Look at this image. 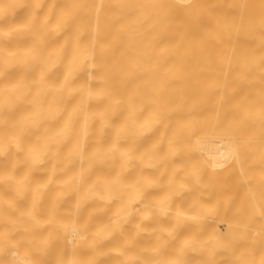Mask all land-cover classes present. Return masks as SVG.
<instances>
[{
    "label": "bare ground",
    "instance_id": "6f19581e",
    "mask_svg": "<svg viewBox=\"0 0 264 264\" xmlns=\"http://www.w3.org/2000/svg\"><path fill=\"white\" fill-rule=\"evenodd\" d=\"M4 2L0 0V5ZM33 10L34 0H24L0 19V27L26 24ZM35 13L36 24L45 15H49V25L61 14L67 18L62 32L44 38L46 50L68 41L62 60L46 79L52 83L63 79L75 37L89 56L73 84L109 89L120 103L106 126L93 118L87 134L82 135V122L77 119L68 139L46 145V139L63 127L67 111L54 119L19 127L18 121L34 111L37 85L32 82L38 80L41 66L26 68L19 62L0 61V88L21 78L29 84L0 108V173L20 176L30 169L32 181L42 182L56 160L80 140L83 160H74L66 168L56 163L57 169L64 168L57 171L56 180L87 169L83 183L65 197L57 213L60 221L71 227L90 218L92 230L119 219L120 230L99 247L107 249L131 241L129 250L133 251L151 246L161 235L142 229L171 226L176 211H195L194 201L199 200L213 206L214 213L200 226L199 236L206 242L187 250L184 264H243L245 259L258 264L264 256V240H253L254 233L264 226V198L253 202L247 192L253 187L264 189V182L257 184L258 173L264 171V160L260 159L264 120L258 118L264 111V0H42ZM33 42L30 35L14 33L0 39V50H5L0 56L15 53L12 59L19 61ZM77 99L73 97L69 103ZM105 103L92 102L89 111L99 112ZM155 119L159 123L150 132L132 134L139 125ZM121 126H125L121 135L127 138L118 140ZM161 132L177 136L180 155L175 163L185 159L200 162L202 180L208 185L172 195L165 216L153 211V205L168 194L163 184L169 173L162 165L145 167L133 159L123 167L119 155L102 160L93 156L114 144L118 150L130 147L138 156ZM9 137H14V142H9ZM30 154L38 156L39 163L33 165ZM185 170L175 174L176 181ZM145 177L159 178L160 183L150 186L144 183ZM97 180L106 182L107 190L91 196L75 215L73 205L78 196ZM0 190L12 195L4 185ZM57 191L51 185L44 192L41 218L47 216V206ZM29 200L30 193L17 202L18 206L26 207ZM149 211L153 215L144 219ZM234 223L239 226L233 227ZM195 230V225L185 224L176 238L168 241L165 254L175 255L180 241ZM213 236L218 237V243L210 239ZM43 240L46 243H41ZM70 246L69 236L59 227L51 234L50 226L10 231L0 240V264H55L57 256L67 253ZM112 259L102 258L100 264H110Z\"/></svg>",
    "mask_w": 264,
    "mask_h": 264
},
{
    "label": "clouds",
    "instance_id": "9594fccd",
    "mask_svg": "<svg viewBox=\"0 0 264 264\" xmlns=\"http://www.w3.org/2000/svg\"><path fill=\"white\" fill-rule=\"evenodd\" d=\"M23 2L24 0H5L0 5V19H3L5 14H9L13 8L19 7ZM41 2L42 0H34V10L26 24L10 25L7 28L0 27V39H7L17 32H23L34 38L33 44L23 50L25 55L22 59L14 61L12 57L15 56V53H8L5 56H0V61L5 64L19 62L26 68L36 64L41 66L38 80L32 82L37 85L32 100L34 111L21 121H18L19 127H23L26 124L36 125L42 120L54 119L62 112L67 111L63 127L46 139L45 144L47 145L50 141L62 143L68 139L72 132V126L77 119L82 122V135L87 134L88 126L93 118H99L106 126L111 114L115 112L117 105L120 103V100L114 97L109 89H93L90 84L83 83L78 85L73 84L85 59L89 56L87 50L76 42L75 37H73V54L67 61L63 79L59 83H52L46 79L47 74L62 60L63 51L68 41L66 39L58 47L52 50H46L43 47L44 38L49 34L58 35L62 32L66 27L67 18L64 14H61L54 24L49 25V15H45L40 23L36 24L35 9L40 7ZM28 87L29 84L21 78L15 84L0 88V108L10 104L11 96L20 94L27 90ZM73 97H78V99L75 103L70 104L69 102ZM100 100L106 102L104 108L99 112H90L89 104ZM258 118L264 120V111L258 113ZM158 123L159 120L155 119L149 124H141L132 134L143 135L150 132ZM124 131L125 126H121L117 136L118 140L127 138L121 135ZM14 139V137H9V142H14ZM2 140L3 138L0 137V141ZM80 145V140L74 141L70 150L63 157L57 159L56 163H63L64 168H66L74 160H83L84 157L81 154ZM43 154L44 152L40 153L41 156ZM53 155L55 156V153ZM114 155L120 156L123 167H126L131 160L136 159L145 167L155 168L162 165L164 170L168 171V180L163 184L168 194L163 201L153 205V211L159 216H165L170 211L169 203L172 195H179L182 192L208 187L202 180L203 169L200 162L185 159L181 160L180 163H175L177 157L180 155V149L177 147V136L175 134L169 135L161 132L157 140L138 156H134L132 148L118 150L115 144L103 153L93 154L98 160H102L105 157H114ZM31 159L33 165L39 163L38 156L31 157ZM260 159L264 160V153H261ZM56 163L53 164L48 178L42 182L34 183L32 181L30 169L20 176H16L14 172L0 173V185H4L12 193V195H8L4 190H0V226H9L8 228H0V240L5 239L10 231H28L33 228L50 226L51 234V231L56 228H62L69 236L71 246L67 253L61 252L57 256L55 264H100L102 258L109 256L114 257L110 264H184L183 257L185 252L206 242L199 236L200 226L214 213V207L196 200L194 201L196 210L192 212L176 211L175 221L171 226L157 225V228L151 230H141L159 231L161 234L157 237L156 243L151 246L137 247L135 250L130 251L132 242L124 241L107 249H101L99 245L110 240L120 230L121 221L117 219L111 224H101L92 230L89 228L90 218L85 219L82 223L74 222L71 227L67 223L60 221L57 213L65 197L70 195L83 183L87 169H82L64 179L56 180L55 176L57 171H64V168L57 169ZM184 169L186 170L184 171L182 179L176 181L175 174ZM262 182H264V171L258 173L257 184ZM144 183L151 186L158 185L160 181L159 178L152 180L145 177ZM51 185H55L58 191L47 206V216L41 218L39 213L41 211L43 194ZM107 187L106 182L102 180H97L89 185L74 203V214L78 215L80 209L91 196H98L100 190H107ZM28 193H30L28 205L26 207H19L17 202L24 199ZM247 196L255 202L257 198H264V189L258 191L256 187L249 188ZM153 211L145 213L144 219L151 218ZM185 224L195 225L196 230L180 241L175 255H166L165 248L168 241L175 239L178 230ZM232 226L238 227L239 225L238 223H234ZM210 239L217 243L219 242L217 236H213ZM256 239L264 240V226L254 233V243ZM41 243H46V240L41 241ZM83 251H87L88 254L83 255ZM243 264H251V261L245 259ZM258 264H264V256L260 258Z\"/></svg>",
    "mask_w": 264,
    "mask_h": 264
}]
</instances>
